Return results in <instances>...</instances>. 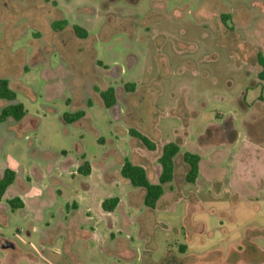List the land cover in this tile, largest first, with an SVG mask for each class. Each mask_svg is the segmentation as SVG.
Wrapping results in <instances>:
<instances>
[{"label": "rangeland", "instance_id": "374dc122", "mask_svg": "<svg viewBox=\"0 0 264 264\" xmlns=\"http://www.w3.org/2000/svg\"><path fill=\"white\" fill-rule=\"evenodd\" d=\"M259 54L264 0H0V79L17 95L0 115L27 111L0 122V177L17 173L0 204V264H264ZM169 143L181 148L174 179L149 209L121 170L130 161L158 184ZM186 152L201 157L194 184Z\"/></svg>", "mask_w": 264, "mask_h": 264}, {"label": "trees", "instance_id": "16d2710c", "mask_svg": "<svg viewBox=\"0 0 264 264\" xmlns=\"http://www.w3.org/2000/svg\"><path fill=\"white\" fill-rule=\"evenodd\" d=\"M68 26L67 21L56 22L53 25L55 30L65 29ZM76 35L80 38L87 37V31L80 28H74ZM258 63L262 67V72L259 77L264 80V56L258 55ZM102 98L107 108H112L116 103L115 90L110 88L102 93ZM0 100H7L15 102L17 100L16 93L10 88L9 81L6 79H0ZM27 115L25 106L22 103H14L3 109L0 115V122H5L7 119L12 118L15 121L23 120ZM85 117V112L81 111L76 114L67 115L64 120L68 123H75ZM130 136L138 139L143 145L150 151L156 150V145L148 137L141 132L131 129ZM181 152V148L176 143L167 144L164 149L159 163L161 166V175L159 177L158 184H152L147 175V171L141 167L134 165L130 161H126L122 167L121 175L124 179L128 180L135 188H141L146 191L145 206L149 209H156L159 201L165 194L164 186L172 183L175 174V158ZM184 162L188 165V173L186 175V181L189 184H194L200 174L201 157L197 154L186 152L184 154ZM79 172L85 176L91 174V164L86 162L84 166L79 169ZM17 179V173L11 169H6L2 177H0V204L3 201L8 189L15 183ZM119 198H111L105 200L102 203L104 211L112 213L119 205ZM9 204L13 210L23 209L24 203L20 198H14L9 201Z\"/></svg>", "mask_w": 264, "mask_h": 264}, {"label": "water", "instance_id": "95a60500", "mask_svg": "<svg viewBox=\"0 0 264 264\" xmlns=\"http://www.w3.org/2000/svg\"><path fill=\"white\" fill-rule=\"evenodd\" d=\"M12 245L11 244H5L3 248H10Z\"/></svg>", "mask_w": 264, "mask_h": 264}]
</instances>
